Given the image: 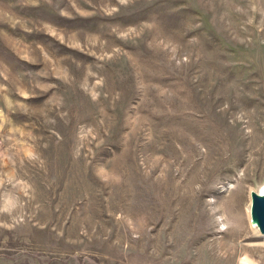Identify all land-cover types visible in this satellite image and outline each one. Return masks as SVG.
<instances>
[{"label":"rangeland","instance_id":"374dc122","mask_svg":"<svg viewBox=\"0 0 264 264\" xmlns=\"http://www.w3.org/2000/svg\"><path fill=\"white\" fill-rule=\"evenodd\" d=\"M263 186L264 0H0V264H264Z\"/></svg>","mask_w":264,"mask_h":264},{"label":"water","instance_id":"95a60500","mask_svg":"<svg viewBox=\"0 0 264 264\" xmlns=\"http://www.w3.org/2000/svg\"><path fill=\"white\" fill-rule=\"evenodd\" d=\"M251 223L256 226L264 236V188L251 191Z\"/></svg>","mask_w":264,"mask_h":264},{"label":"bare ground","instance_id":"6f19581e","mask_svg":"<svg viewBox=\"0 0 264 264\" xmlns=\"http://www.w3.org/2000/svg\"><path fill=\"white\" fill-rule=\"evenodd\" d=\"M262 188H264V186H263ZM250 209H251V204L249 205V210H250ZM249 212H250V211H249ZM251 224H252V223H251ZM252 226H253V227H256V226H254L253 224H252ZM256 228H257V227H256ZM247 259H248V258L243 259V263H247V262H248ZM248 260H249V259H248ZM243 263H242V264H243ZM249 263H250V262H249Z\"/></svg>","mask_w":264,"mask_h":264}]
</instances>
